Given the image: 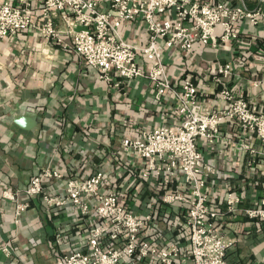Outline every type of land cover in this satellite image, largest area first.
Here are the masks:
<instances>
[{"label": "built area", "instance_id": "2783aa9c", "mask_svg": "<svg viewBox=\"0 0 264 264\" xmlns=\"http://www.w3.org/2000/svg\"><path fill=\"white\" fill-rule=\"evenodd\" d=\"M26 2H2L0 41L34 29L46 42L69 50L112 89L145 79L151 84L155 103H172L177 123L143 130L137 138L120 141L121 152H131L142 162L139 183L130 184L124 199L117 188L109 187L100 168L83 178L70 176L55 192L49 191L45 181H59L63 175L48 166L26 188L2 193L3 199L14 203L15 223L34 198L49 208L74 207L88 219L86 251L63 255L56 264H227L226 253L234 240L220 233L218 219L239 213L248 220L264 221V197L242 208L239 194L225 188V211L219 212L211 189L221 172L203 154L222 142L235 145L242 156H248L246 165L254 172L264 158V111L225 85L234 74L231 61L216 70L220 90L217 107L212 109L192 79L172 80L167 53L176 50L178 55H192L196 45L217 50L235 43L234 25L244 20L257 23L259 11L222 1L41 0L34 8ZM123 24L141 27L144 42H131L122 32ZM227 126L235 138L223 135ZM254 143L260 147L255 148ZM149 190L157 196H146L142 202L139 191L145 195ZM167 218L175 224L164 235L159 224ZM146 229L157 234L145 236ZM160 237L164 238L162 244L157 243ZM182 240L187 241L188 252H183ZM0 251L8 254V244Z\"/></svg>", "mask_w": 264, "mask_h": 264}, {"label": "crops", "instance_id": "0c3cea01", "mask_svg": "<svg viewBox=\"0 0 264 264\" xmlns=\"http://www.w3.org/2000/svg\"><path fill=\"white\" fill-rule=\"evenodd\" d=\"M26 1L34 8L41 0ZM191 1L229 2L259 11L260 18L257 23L237 22L234 29L238 39L217 50L196 45L192 55L168 52L167 70L172 80L192 79L206 106L216 109L220 85L215 83V73L220 65L231 61L234 74L225 85L264 111V0ZM38 19L34 14V21ZM122 32L131 42H144L141 27L123 24ZM20 116L36 117L37 125L29 131L19 128L15 119ZM176 123L172 103H155L151 84L145 79L112 89L69 50L46 42L34 29L0 41V247L8 244L9 248L8 254L0 251V264H56L63 255L86 251L89 223L74 207L49 208L39 198L30 200L15 223L14 203L2 198L4 191L26 188L30 179L48 166L63 175L59 181H45V188L52 192L70 176L83 178L100 168L109 187L117 188L124 199L130 184L139 183L142 162L131 152H121L120 141L137 138L143 130ZM223 135L235 138L230 126L224 128ZM203 157L221 172L211 189L213 205L219 212L225 211V188L239 194L242 208L264 197V158L251 172L246 165L248 156L223 142L204 152ZM149 195L157 196L150 190L145 195L139 191L138 198L143 202ZM174 224L167 218L159 224L160 233L167 235ZM218 229L234 240L226 253L227 264H264V221L248 220L236 213L219 218ZM154 233L156 230L143 231L145 236L154 237ZM182 241L183 252H188L187 241ZM163 242L160 237L157 243Z\"/></svg>", "mask_w": 264, "mask_h": 264}, {"label": "water", "instance_id": "95a60500", "mask_svg": "<svg viewBox=\"0 0 264 264\" xmlns=\"http://www.w3.org/2000/svg\"><path fill=\"white\" fill-rule=\"evenodd\" d=\"M15 124L23 130H32L37 125V118L34 116H20L15 119Z\"/></svg>", "mask_w": 264, "mask_h": 264}]
</instances>
